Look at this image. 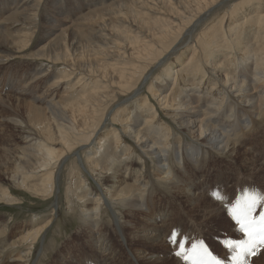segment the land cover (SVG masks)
I'll use <instances>...</instances> for the list:
<instances>
[{"label": "bare ground", "instance_id": "obj_1", "mask_svg": "<svg viewBox=\"0 0 264 264\" xmlns=\"http://www.w3.org/2000/svg\"><path fill=\"white\" fill-rule=\"evenodd\" d=\"M11 1L13 6L11 5L12 7L9 8L11 11L6 17L3 18L0 11V20L3 18L0 23H5V25H0L2 27L0 29V64L17 58L18 53L31 48L34 32H37L35 29L31 30L30 23L38 17L37 12L40 10L41 5L39 0ZM101 3L100 7L95 6L96 8L90 9V11L81 14L76 19L78 26L81 24V27L77 30L67 31L63 28L59 33L57 30L56 33L55 28L59 27V24L50 27L46 32L47 35L53 34L58 40H55V42L50 38V41L48 40L46 44L40 46L38 51L26 56L27 60L30 58L36 60L46 58L52 60V62L55 61V65L61 64L65 68L61 69L58 74L48 76L49 72L45 73V68L40 66L35 74L20 87L30 92L35 102L37 100L46 102V109L55 124L57 137H54V134L49 135L39 132L42 138L27 135L24 137L23 145L17 148L12 144L8 145L5 149L9 153L16 152L13 156L15 158L13 160L14 165L12 168L2 169L4 172L1 174L8 175V179L16 186L35 194L37 197H51L56 191V174L65 158L72 156L74 151L80 147L89 146L95 142L96 138L100 137V131L105 125L109 110L116 103H120V101L121 104L122 102L127 103L134 96H137L141 81L143 82L146 79L145 81L148 82L149 77L156 72L155 75L157 76L153 77L154 80H161L160 84L157 85H154L153 82L148 89L152 98L158 100L162 111L166 115L172 116L169 118L175 119L183 128V131L191 135L197 133L196 137L201 141H199L200 143L183 144L180 139L178 140L179 144L176 145L172 132L173 123L167 122L166 124L162 118L159 119L160 116L157 110L147 104L148 97H144L146 103L142 102L145 103L144 106L147 108L151 106L149 110L152 111H149L150 114L147 111V115H145V107L139 105L137 99L130 101V103L133 102V107L128 108L129 115H127V118L119 120L122 130L117 131L114 129L111 131V139L117 152L120 150V154L124 152L125 156L128 157L126 161L122 160V164L124 161L127 165L133 164L131 156L135 152V145L143 153L151 155L152 160L158 165L155 166L157 178L153 179L152 174V181L150 182L149 179H142L143 172H141L134 179L131 188L129 186L128 191L123 190L121 193L116 194L120 196L115 197L112 195V198L109 199L107 193H110L111 189L109 191V187H106L107 189L102 196L99 193L95 198L93 207L87 206L83 209L85 219L83 220L84 228L81 232H84L83 235L86 237V241L91 244L97 242L99 253L103 254L100 258L101 262L115 264L113 258H104L106 255L111 257L117 248L106 231V226L100 223V219L104 215L102 214L103 206L118 211L117 214H121V210H118L120 204V206L123 205L125 210L129 211L146 210L147 202L156 192H153L154 185H156L154 182H158L160 185L163 184V186L170 184L168 192H178L180 190V194H184L192 201L197 199L201 196L198 194L200 191H194L193 184L196 183L192 184L189 181L188 166L193 164L196 169L203 168L211 152L224 153L227 150L234 152L239 139L247 137L252 141L255 132L258 130V127H254L255 123L264 121V12H262L264 7L252 14V11H247L240 16L239 14L244 8L253 4L256 5L254 0H102ZM216 7L219 9L216 10L217 12H223L220 18L221 21L218 22V25L221 26L220 29H217L219 31L205 32L203 30L201 33L199 31L196 40H192L193 43L185 50L186 53H191L189 59L180 68L174 70L173 63H170L169 66L166 65L167 68L166 66L161 68V73L157 71L169 57L180 52L181 44L187 42L191 36L193 37L194 32L203 25V22ZM58 10L60 8L56 9V14L60 15ZM236 16L241 17L240 21L234 20ZM47 17L50 19L56 18L51 14L45 18ZM232 22H234V25H232ZM248 23L249 25L254 23V26L246 29L244 38L239 37L237 30L240 28L243 30L246 24L248 27ZM18 25L22 28L12 31ZM232 35H235V37ZM246 36L249 39H246ZM239 39L242 41H239ZM240 42H242V45L238 44ZM219 51L227 52L224 55L228 60L226 63L220 60L221 54L218 53ZM234 51L236 53L232 54ZM73 74H76L77 81L73 86L65 87L69 88L66 90L69 94L66 93L62 96L64 99L72 93L70 89H77L81 86L85 89H92L88 93L80 92L79 97L75 100H62L55 103L57 93L54 86L60 83L62 85L66 82L70 83L72 80L70 76ZM187 74H191L189 80L186 79ZM169 79L173 80V87L175 88L171 92L170 89L167 91ZM45 83H48L46 90L43 91L42 95H38L39 90ZM177 87H179L180 92L176 93ZM19 92L23 91L20 90ZM123 92L126 93L127 98H124L125 100L117 99L120 97L118 95ZM36 107L41 110L40 107ZM36 107L34 108L33 104V108L36 109ZM125 110L127 111L126 108L119 107L114 120H118L119 114L122 111L125 112ZM35 113L37 112L35 111ZM40 116L37 115L39 118ZM34 117H36V114ZM42 117H44L43 114ZM47 120L45 121L48 122ZM42 127L41 124H38V129L42 130ZM121 133L129 134L135 143H130V147L122 148L121 145L127 143ZM42 134L46 136L43 138ZM178 137L180 136L178 135ZM102 140L104 139H100L98 142L102 143ZM99 150V153L87 156V162L95 173L102 174L112 170L113 165H116V161L112 159L113 164L109 160L95 161L100 156L101 151L104 153L106 151L103 144L99 146ZM71 163L73 167H76L77 162L73 156ZM106 164L111 167L108 168ZM125 169L128 171L129 166H125ZM131 170L133 171V169ZM150 173H153V171ZM1 174L0 183L2 181ZM164 188L166 189V187ZM182 196L180 195V197ZM14 198L15 195L10 187L0 188V201H12ZM218 215L220 216V214ZM112 220L118 221V217ZM51 221L52 218L41 226L25 229L24 233L17 237L8 229V224L0 220V264H26L30 261L33 249ZM108 224L110 225V223ZM143 229L138 233L142 238L136 237L138 241L146 240L150 242L153 236H158L157 233L154 234L153 229H145L144 231ZM150 243L152 244L150 245L152 250L150 256L152 257L156 256L158 258L155 252L160 251L161 246L167 250L166 244L162 243L160 238L157 242L154 240ZM159 247L161 248L159 249ZM140 255L142 254L140 253ZM92 257L95 256L92 255ZM141 257L144 258V256ZM157 258L152 260V264L164 262L158 261ZM66 263L73 264L71 261Z\"/></svg>", "mask_w": 264, "mask_h": 264}, {"label": "rangeland", "instance_id": "obj_2", "mask_svg": "<svg viewBox=\"0 0 264 264\" xmlns=\"http://www.w3.org/2000/svg\"><path fill=\"white\" fill-rule=\"evenodd\" d=\"M22 1L23 0H21L20 2ZM101 1L102 0H39L41 5L39 8L40 10H38L37 12L38 17L37 18L34 17L35 20H33L30 23L32 27L31 30L35 29L37 31L34 32V38L35 37L36 38L35 39L33 38L32 47L28 48L27 49L28 51L25 50L22 53H18L17 58L11 59L3 64H0V97H1L0 98V110H1L0 111V165H1L0 174L4 172L2 171V169L12 168L14 165L13 160L15 158L13 156L16 154V152L12 151L11 153H9L8 150L5 149L7 148L8 145L12 144L14 147L16 146L17 148L23 145L22 143H24L25 141L24 137H26L27 135L42 138L41 135H39L42 132L44 134H49V135L54 134V137H57L55 124L53 123L51 115L46 109L47 107L46 102L42 100H37L35 102L32 99V94L28 92L26 89L24 88L21 89L20 87L33 74H35L36 70L40 68V66L45 68V73L49 72L48 76H52L53 74H58L60 73L61 69H65V68L61 66V64L55 65L54 63L55 61L52 62V60H47L46 58L39 60H36L35 58L34 59L30 58L29 60H27L28 58H26V56L38 51L40 46L46 44L48 40L50 41V38L54 41L58 40V38L54 37L53 34L47 35L46 33L50 27H53V25L59 24V27H56L57 29L55 28L56 33L57 30L59 33L60 30H62L63 28H64L63 30H67V31L79 29V27H81V24L78 26V24L76 23L77 21L76 19L81 14L90 11V9L96 8L95 6L100 7L102 4ZM254 2L256 3V5L253 4L248 6L247 8H244L239 15L241 16L247 11H252L251 12L252 14L256 12V10L258 11L262 9V7H264V0H254ZM11 5H12L11 0H0V11L3 14V18L9 14V11H11L9 10V8L13 6ZM57 8H60V10H58L60 15L56 14ZM217 8L218 7H216L214 9L215 11L213 10L214 13L212 12L213 14L211 13L208 16V18L203 22V25H201L200 28L194 32L193 37L191 36V38L193 39L190 38L187 42L185 41L184 43H182L183 45L181 44L182 47L180 52L172 55V57H169V59H167L161 65L160 69L157 71L161 73L162 71L161 68L162 67L164 68L166 65L169 66L170 63H173L172 66L174 67V70H176V68L177 69L180 68L181 65H183V63H185L189 59L191 53L190 52L186 53L185 50L188 48V46H190L193 43L192 40L194 39L196 40V36L197 34H199L198 33L199 31L200 33L203 30L205 32L219 31L217 29H220L221 26L218 25V22L221 21L220 18L223 12L222 11L221 13L217 12L219 10ZM262 12H264V8L262 9ZM49 14H51L56 18H52L53 20L50 19L49 17L45 18ZM240 18L241 17L236 16L234 20L236 19L238 22L240 21ZM1 23H0L1 26L5 25V23L4 24ZM35 23H37L38 25L40 24L41 26L39 27ZM67 25L68 28L70 27V29L67 28ZM232 25H234V22H232ZM246 25L243 28V30L241 28L237 30L239 37L244 38L246 34V29L252 28L254 26V23L250 25L248 23V27ZM20 27L22 28V26L18 25L15 28H13L12 31L20 30L21 29ZM1 28L2 27H0V29ZM232 36L235 37V35ZM246 39H249V37L246 36ZM239 41L242 40L239 39ZM240 43L238 44L242 45V42ZM181 52L183 53L181 54ZM218 53L221 54L220 60L226 63L228 60H226V57L224 55H226L227 52L219 51ZM233 53H236V51L232 52V54ZM54 71H56L57 73H55ZM155 73L153 74V76L151 75L149 77V79L147 80L148 82L145 81L146 79L143 82L141 81L140 84L142 85L139 84V88L137 90V96H134L130 101H135L137 99V103L142 107L146 108V109L144 108L145 115H147L146 114L147 111L150 114L152 110L150 111L149 109L152 106L154 107V109L157 110V113H159L160 120L162 118L166 122V124L167 122L171 124L173 123L172 132H173V138L176 140L175 141L176 145L179 144L178 140L180 139L182 140L183 144L200 143L199 141L201 140L198 137H196L197 133L191 135L188 132L183 131V128L180 127L179 123H177L175 119L169 118L172 116L166 115L165 112L162 111L161 109L162 107H160V103L158 102V100L152 98L151 93L149 92L148 89L150 88L151 84H153V82L154 85H157L160 84L159 82L161 80V79H159V81L154 80L153 77L157 76L155 75ZM191 74L186 75L187 80L190 79ZM70 77L72 78L70 83L66 82L63 85L60 83L57 84V86L56 85L54 86V90L57 93L55 97L56 101L54 100L55 103L57 101H62V100H75L77 97H79L78 95L80 92L88 93L92 89V88L85 89L83 88V86L77 89L74 88L70 89L72 93L69 96L67 95L66 99H64L62 96L66 95V93L69 94V92H66V90L69 88H65V87L73 86L75 84V81H77L76 74H73ZM168 83L169 84L167 91L170 89L169 91L171 92L173 89H175L173 87L174 86L173 80L171 81L169 79ZM47 85L48 83L42 85L38 95H42L43 91L46 90ZM178 88L179 87H177L176 88L177 90H175L176 93L180 92V89ZM20 90L23 92H19ZM125 94L126 93L124 92L119 94L118 96L120 97L117 99L125 100L124 98H127ZM144 97L149 98L147 104L151 106L150 107L148 106V108L144 106L146 103V99ZM130 101L127 103L122 102V104L120 101V103H116L115 106L113 105L114 107L109 110L108 115L106 117L107 120L105 121V125L100 131V137H97L95 142H93L91 145L80 147L79 149L74 151L72 156L74 157V160H76L77 162L76 167L72 166L73 164L71 163V159H72L71 155L65 158L66 161L64 160L62 162V164L58 169V173L56 174V191L54 195H51V197L49 198H46V196L45 197L43 196V198L37 197L35 194L23 190L18 186H16L15 183H13L10 179H8V175L1 174L2 181L0 183V188L4 189L10 187L11 191H13V194L15 195V198L17 197L16 199L14 198V200L12 201H0V220L5 221V223L8 224V229L12 232V234H14V236L16 235L18 237L22 233H24L23 231H25V229L28 230L41 226L47 220L52 218L49 227L45 230L43 235L40 236L41 237L40 241L36 244L35 248L33 249V254L31 255L30 261H28L26 264H67L66 263L67 261H71L73 264H91V263L106 264L105 261L103 262L100 261V258L101 256H103V254L99 253L100 250H98L97 242L93 244L88 243L86 241V237L83 235L84 232H81L82 228H84V222H83V220L85 219V214L83 212V209H85L84 207L87 206L93 207L97 195L101 193L100 196H102L103 192H105V190L108 187H109L108 190L110 191L111 189L112 192V193L111 192L107 193L109 199L112 198L111 197L112 195L115 197L120 196V195L117 196L116 194H118L119 192L121 193V191L123 190L128 191L129 186L131 188L134 179L137 178L140 175L139 173L141 172H143L142 179L146 178V180L149 179L151 182L152 174L154 176L153 179L157 178L156 167L158 165H156L155 162L152 160L151 155L143 153L142 150L139 147L137 148V146L135 145V148L133 146L135 152L131 156V160H133V164L127 165L125 161L126 159H128V157L125 156L124 152H122L123 155L122 153L120 154L119 153L120 150H118L117 152L113 140L111 139L110 136V134L112 133L111 131H113L114 129H116L117 131L122 130V125L120 124L119 120H122V118H127V115H129L128 108L130 106L133 107V102L130 103ZM18 104L20 107L17 106ZM33 104H34V108L38 106L41 108V110L38 108L39 109L38 111L37 107L36 109H34ZM21 105L23 108L21 107ZM119 107H123V109L126 108L127 111L126 110L125 112L122 111L119 114V119L114 120V118H116V115L118 114ZM44 108L46 109L44 110L45 112L42 110ZM35 111L38 114L35 113ZM35 114L36 117H34ZM42 114L44 115V117H42ZM37 115L40 116L41 119L37 117ZM45 120H47L48 122H46ZM263 122L264 121H258L257 123H255L254 127L256 128L258 127L257 128L258 130L257 132H255L252 141L247 137H242L239 139V142L236 144L237 146L235 147L234 152L228 150H227L228 152L224 151L226 155L223 152L220 153L211 152L207 160V163L204 164L203 168L196 169L193 164L188 166L187 172L190 177L189 181L192 182V184L196 183L193 184L195 187L194 191L197 192L200 191L198 194L201 195L197 197V199H194L195 201L194 200L192 201L189 197H186L184 194H180L181 193L180 190H179L180 192L179 191L168 192L169 190L168 186H171L170 184H165L166 186L165 185L163 186V184L160 185V183L154 182V184H156L157 186L154 185L153 192L154 191L156 192L155 195H153L152 198L149 199V201L147 202L146 210L129 211V210H125V208H123V205L120 206L121 205L120 204L118 205V210L119 211L121 210L120 211L121 214L120 213L117 214L118 211H114V209L112 208L109 209L110 207L106 208L105 206H103L102 214L104 215L103 217H101L100 223L101 225L106 226V231L111 236L113 244L117 248V250L113 252L111 257L106 255L104 258H109V259L113 258L115 264H119V263L120 264H152L153 263L152 260H155L157 257L150 256L151 255L150 252L152 251L150 249L151 248L150 245H152L150 242H154V240L155 242H157L160 238V241H162V243L166 244L167 246V250L164 249L163 246H161L162 248L159 247V249L161 248L160 251L155 252V254L159 258V259L157 258V260L160 262L164 261L161 264H192L191 259L185 260L183 257L176 256L175 252L178 251L179 249L175 244L169 243L170 233L173 230H178L180 233L181 241H183L185 237L187 238L188 242L186 247L188 248L189 253L191 255H195V253L191 252L192 245L197 241H203L204 244H206L207 247L211 250L213 255H215L218 259L223 261L224 264H235L233 260V256L235 255V253L231 248H229L225 244V240L244 241L247 240L249 237H248V232L242 231L240 228V224L231 216L230 214L231 205L235 204V202L242 197H248V196L260 197V200L256 208L252 212V216L258 222L260 216L264 215V124ZM38 124H41V127L44 125L42 127L43 128L42 130L38 129ZM45 124L48 125L46 126ZM45 130L46 132H44ZM44 134H42L43 138L44 136H46ZM121 135L122 137H124L127 143L126 145L122 144L121 145L122 148L130 147L131 144L135 143L129 134L126 135V133L124 134L121 133ZM178 135L180 137H178ZM98 139L99 140L104 139L102 141L105 142L104 143L98 142L99 141ZM101 144H103V148L106 151L105 153L101 151L100 156L96 158L95 161H99L101 159H102L101 161L109 160L113 164L114 163L112 161L113 159L116 161L115 162L116 165H113L115 169L112 167V170H110L109 172L98 174L95 173L93 171V168L88 164L87 156L99 153L100 151L99 146ZM122 160H125L123 164H122L123 162ZM106 166L108 168L111 167L109 164H106ZM125 166H129L128 171L125 169ZM131 169H133V171ZM152 171L153 173H150ZM107 173L108 175H106ZM187 184H191V183H187ZM180 186L181 184L178 187L180 188ZM164 187H166V189ZM213 193H219V195L218 196L213 195ZM180 195L181 196L184 195L185 197L184 196L180 197ZM169 196L172 198H170ZM218 214H220V216ZM117 217L120 223L117 220H112V219H117ZM104 221L106 222V224ZM108 223H110V225ZM142 229L143 231L145 229H150V230L153 229L154 234L157 233L158 236H153V239H151L150 242L146 240H143L142 242L138 241L137 238H142L141 235L138 234L139 232H141ZM124 230L125 231L128 230L129 232L128 231L125 232ZM81 233L84 238L81 236ZM137 244H139L140 246ZM236 251H239V249H237ZM140 253L142 255H140ZM92 255H94L95 257H92ZM141 256H144V258ZM243 259L245 261V264H264V245L258 246L255 249V254H248ZM89 260L91 262H88Z\"/></svg>", "mask_w": 264, "mask_h": 264}, {"label": "snow or ice", "instance_id": "obj_3", "mask_svg": "<svg viewBox=\"0 0 264 264\" xmlns=\"http://www.w3.org/2000/svg\"><path fill=\"white\" fill-rule=\"evenodd\" d=\"M213 195L218 196L219 193H213ZM259 200L260 197H242L231 205V216L240 224L242 231L248 232L249 237L244 241L225 240V244L235 253L233 256L235 264H245L243 258L248 254H255V249L264 245V215L260 216L258 222L252 216ZM187 242L186 237L183 241L180 240L178 230H173L170 233L169 243L175 244L179 249L175 252L176 256L183 257L185 260L191 259L192 264H224L223 261L213 255L203 241H197L192 245L191 252L195 255H191L186 247ZM237 249L239 251H236Z\"/></svg>", "mask_w": 264, "mask_h": 264}]
</instances>
